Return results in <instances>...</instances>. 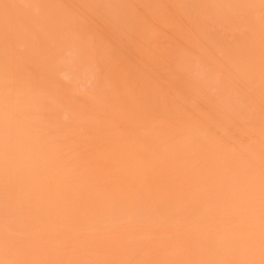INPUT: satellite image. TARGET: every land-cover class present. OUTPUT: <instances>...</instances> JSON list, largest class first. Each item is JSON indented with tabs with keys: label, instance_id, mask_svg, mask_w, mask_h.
I'll return each mask as SVG.
<instances>
[{
	"label": "bare ground",
	"instance_id": "1",
	"mask_svg": "<svg viewBox=\"0 0 264 264\" xmlns=\"http://www.w3.org/2000/svg\"><path fill=\"white\" fill-rule=\"evenodd\" d=\"M0 264H264V0H0Z\"/></svg>",
	"mask_w": 264,
	"mask_h": 264
}]
</instances>
